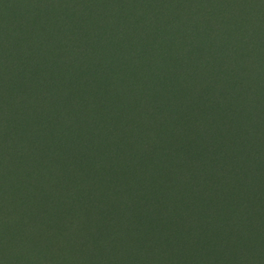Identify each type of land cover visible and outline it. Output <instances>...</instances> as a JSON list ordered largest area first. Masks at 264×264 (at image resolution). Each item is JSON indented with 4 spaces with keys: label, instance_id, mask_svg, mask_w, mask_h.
<instances>
[{
    "label": "rangeland",
    "instance_id": "374dc122",
    "mask_svg": "<svg viewBox=\"0 0 264 264\" xmlns=\"http://www.w3.org/2000/svg\"><path fill=\"white\" fill-rule=\"evenodd\" d=\"M197 1L187 44L161 49L162 22L193 18L183 0H0V264H264V0ZM131 45L136 71H110L108 47ZM65 89L95 116L75 120ZM246 116L233 203L222 166ZM23 133L52 150L41 172H11Z\"/></svg>",
    "mask_w": 264,
    "mask_h": 264
},
{
    "label": "trees",
    "instance_id": "16d2710c",
    "mask_svg": "<svg viewBox=\"0 0 264 264\" xmlns=\"http://www.w3.org/2000/svg\"><path fill=\"white\" fill-rule=\"evenodd\" d=\"M205 2H206V0L203 1V3H205ZM198 3L199 2L197 0H183L182 10H188L193 15L192 19L189 17H186V14H181L179 16L180 17L179 21L167 19V21H165V23H167L166 26H165V23L162 22L161 27L159 26V28L156 29V36L158 39L157 42L159 43V46L161 47V49L162 48L164 49L165 45H166V47L169 48L171 42L173 43V45H176V46H178V45L181 46L182 43L187 44V40H188L187 38H189L188 34L191 31L194 32L193 28H194V25L196 23L195 22V19H196L195 9H196V4H198ZM200 5H201V2L199 4V6ZM205 7L206 8L204 9V6H203V10L206 11V13H212L213 10L208 8L206 5H205ZM221 7L219 8L220 11H221ZM223 7H224V5H223ZM224 9H225V7L223 8V10ZM224 11H226V9ZM223 13L224 12H220V14L222 16H224ZM217 15H218V11H217ZM219 17H221V16H219ZM223 19H224V17H223ZM224 20L227 21L226 18ZM222 23L224 24V22H222V20H220L219 25H222ZM209 27L214 28V29L218 28L216 26V23L211 24V26H209ZM190 28L192 30H190ZM187 29H189V33L186 32ZM260 34H261V38H262V36H264V31H260ZM167 40L168 41L170 40L171 42H166ZM188 42H191V41H188ZM255 45L258 46L257 49H261V50H262V47H264V46H260V45H263L262 40H261L260 44H259V41L257 40V44H255ZM136 53H138V52H137V50H135L133 48L132 45L130 48H127V51H124V53L121 55H117V53L113 50L112 46L108 47L107 54L110 57H117V59H118L116 63H113L109 67V70L110 71L113 70V73H115V71L119 72L121 70V72L123 74H127V75L136 71L135 65H136V59L138 57V54H136ZM263 54H264V52H263ZM36 62L38 65L39 60H37ZM193 64H195V63H193ZM161 66L164 69V62H162ZM132 69L134 71H132ZM23 74L27 78H29V76H30L29 70L24 71ZM66 74H67V72L65 70H62V72H60L59 76L56 77L57 78L56 80H58L57 81L58 85L61 86L62 88L65 86L66 82L68 83ZM65 91H66V89L63 91V93L61 95V97H63V99H64L63 102L65 104L69 105L70 107H73V108L76 107L79 110V112H76L75 110H73V111H75V114H74L75 120H78L79 123L82 124L87 119H90L91 117L95 116L93 109H94V107L97 106V104L99 103V100L94 96V94H92L89 97H83V96H80V95H77L74 93H71V94L67 93V91L65 93ZM248 91H250L249 96L251 97V99H254L255 95L252 96L254 93L253 90L252 89L248 90V88H247L246 92H248ZM251 107L252 106H250V104H249V106L247 105V106L243 107V110L247 111ZM253 107L255 108V106H253ZM104 110H105V107L103 106V111H101V112H104ZM100 118H101V120L98 121L96 127L98 128V127H100V125L103 124V127H101V128H103V132H104L106 129V124H107V119H108L106 112L103 113L100 116ZM38 122L41 123L40 120H38L36 123H38ZM6 124H7L6 122H3V123H1L0 126L4 127V126H6ZM255 125H256V121L254 120V117H251L248 119V117L246 116L245 120H241V122L239 124V129L237 128V134H235L237 136V138H235L233 141L234 146L232 147V152L228 156V157H231L230 161L227 164H223V166H222V167H225V171L222 173L224 176L225 192H226L227 198L229 200H231L233 203H235L236 199H237L236 195H234V193H233V190H234V187L232 186L233 177L234 176H237L238 178L241 177L238 173H236V170L240 171V169H243V165L245 164L244 157H247L248 155H250V151H251L249 149V145H248L249 137L244 136V134L245 135H251V132L254 130ZM36 126L38 128H41L43 126V124H37ZM21 130H23V127H20L18 131L20 132ZM20 137H21V139L18 138V142L10 141V144L13 147H16V146L21 147V151L18 152L15 150V153H14L15 155H13L11 157V159H12L11 160V168H12L11 172L15 171L14 168H16L15 165L17 164L18 160L22 161L23 164L28 163L29 165L30 164L32 165L33 163H31L30 158L31 157L33 159L35 158V153L33 150L35 148H34L33 144L31 145V143H29V142H31V140L27 136H25L24 133L20 134ZM21 141L24 144H22ZM78 147H79L80 151H85V149H84L85 147L83 145H79ZM15 149H17V147ZM51 152H52V150L49 153L47 152V154H45L44 156H41V155L36 156L35 159H36L37 163L35 162L36 166L34 168H36L38 170V172H41L42 171L41 168L44 167V166H42L43 159H45V157H49L51 155ZM97 155H99V152H97ZM217 167H221V165H219ZM25 171H28L27 169H25V167H22L19 169V172L21 174L25 173ZM81 188L86 189V186L85 185L81 186ZM256 189H257V191L254 190L253 198L254 197H259V198H257L256 201H254V202H252L253 198H251V202L253 203V208H250L251 210L249 211V213L256 209L258 202H260L261 199L263 198L261 190H263L264 188L262 189V187L260 188L259 186H257ZM249 218H250V216H249ZM215 263H216V261H215Z\"/></svg>",
    "mask_w": 264,
    "mask_h": 264
}]
</instances>
